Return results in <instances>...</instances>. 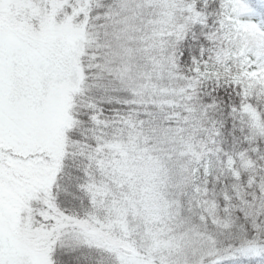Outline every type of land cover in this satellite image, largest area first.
<instances>
[{
	"label": "snow or ice",
	"instance_id": "6c2138e0",
	"mask_svg": "<svg viewBox=\"0 0 264 264\" xmlns=\"http://www.w3.org/2000/svg\"><path fill=\"white\" fill-rule=\"evenodd\" d=\"M0 264H264V0H0Z\"/></svg>",
	"mask_w": 264,
	"mask_h": 264
}]
</instances>
